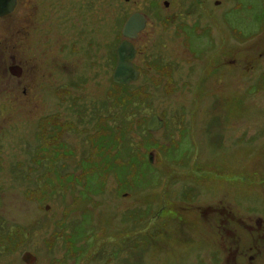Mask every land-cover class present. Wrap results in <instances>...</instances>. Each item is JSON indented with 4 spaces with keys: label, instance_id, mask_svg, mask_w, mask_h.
<instances>
[{
    "label": "rangeland",
    "instance_id": "1",
    "mask_svg": "<svg viewBox=\"0 0 264 264\" xmlns=\"http://www.w3.org/2000/svg\"><path fill=\"white\" fill-rule=\"evenodd\" d=\"M52 1L37 22L66 65L27 94L0 58V264H264V0ZM132 11L143 71L118 83Z\"/></svg>",
    "mask_w": 264,
    "mask_h": 264
},
{
    "label": "flooded vegetation",
    "instance_id": "2",
    "mask_svg": "<svg viewBox=\"0 0 264 264\" xmlns=\"http://www.w3.org/2000/svg\"><path fill=\"white\" fill-rule=\"evenodd\" d=\"M197 1H199V0H197ZM155 2H158V1H155ZM83 3H85V2H83ZM165 3H166V6H169L168 0ZM196 3H198V2H196ZM215 3H219V0H215ZM55 5H56V2L52 1V0H15L13 8L9 12H7L3 15H0V45H3V47L0 48V58L9 57V59H10V62H6V65H4L5 66L4 67V73L5 74L8 73V76L10 78L14 77V76H16V77L18 76L17 78L20 80V82L23 83V86H24L23 92L24 93L31 94V91L34 90L33 86H35V83H36L35 80L37 81L39 78V76L37 75V71H38L37 68H39L38 63L43 64V66L46 68H47V66H49V64H52V68H54L56 70L63 68L66 65V64L60 63L56 59H55V61H52L54 59L53 57H55L53 49H52L53 46L51 45V48H49V45H50L49 38H47L45 36L46 39L45 38L43 39L44 36L41 33L42 30L49 29L50 27H48L46 23L41 24V23L37 22V18H38L39 14H41V16L39 18L48 19L52 13L51 9ZM46 7L48 8V11H45ZM69 7H71V5L67 6V8H69ZM156 8L158 9L157 11L159 13V6ZM17 12H19V13H17ZM133 12H135V11H132V12L128 13L126 16L122 17V22H121L122 24L120 27L121 37L118 40V42L116 43V47H117L118 43L123 39H127V40L132 42V40L135 39L146 28V26L148 24V21L146 20L145 27L137 33L136 37H134V38L125 37L122 33V27H123L124 22L127 19V17ZM197 13H199V12H197ZM143 14L146 16L145 13H143ZM173 16H176V14L171 13V14L167 15L166 19L173 17ZM199 16H201V13L199 14ZM100 17H96V19L94 18L93 25L96 24L97 19L100 20ZM146 19H147V16H146ZM177 19L178 18H176L175 20H177ZM88 21H90V20L88 19ZM163 21H165V20H163ZM194 21L197 22L198 18ZM38 25H40V26H38ZM262 36L264 37V33L262 34ZM52 41H54V40L51 37V42ZM132 44H133V42H132ZM56 45H58V43H56ZM133 46H134V44H133ZM16 47H19V50H20V56L18 59L16 58L18 55H17L16 51L14 50ZM92 47H94L93 52L94 53L97 52V45H95L94 39H93V43H92V38L90 37L89 42H87V48L90 49ZM116 47H115V51H114L115 65H116ZM260 47H261V51H259V52H260V54H263L264 53V39H263V43L260 44ZM56 51L58 53L61 52L62 54H69L70 51L74 52L75 51L74 48L71 49V39L69 41L65 40L64 43H62L61 45H58ZM67 51H69V53H67ZM250 51H253V50H249V52ZM47 52L49 53L50 59L52 62L42 61V59H41V63H40L39 58L40 57L41 58H47L46 55H42V54H46ZM89 52L91 53V50ZM98 52L100 53V55H102L101 49H99ZM136 52H137V50H136ZM84 53H87V51H85ZM94 53H92V55H94ZM135 55H136V53H135ZM156 56H157L156 58L161 57V56H159V54H157ZM252 58L256 62V60H257L256 56L252 55ZM67 60H68V58H67V56H65V58L62 60V62H66ZM156 60L157 59H155V61ZM132 62L134 63L133 60H132ZM148 62L149 61H146L147 64H148ZM161 63L167 64V66H169L171 68V64L163 61L162 59H161ZM115 65H114V67H115ZM149 65H150V67H153V66L155 67V65H151V64H149ZM134 66H137V68L140 71H143V68L140 67L139 65H136L134 63ZM262 72H261V74L264 76V69L262 70ZM57 74H58V76L60 75L58 72H57ZM63 75H66L65 72ZM159 77H161V75ZM62 84H65L64 85L65 87H68V86L71 87V81H69V78H67V81L63 82ZM44 86H47L46 83H43L41 88ZM261 89L264 90V82L261 83Z\"/></svg>",
    "mask_w": 264,
    "mask_h": 264
},
{
    "label": "water",
    "instance_id": "3",
    "mask_svg": "<svg viewBox=\"0 0 264 264\" xmlns=\"http://www.w3.org/2000/svg\"><path fill=\"white\" fill-rule=\"evenodd\" d=\"M15 0H0V15L9 12L14 6ZM146 16L135 11L131 13L124 22L122 33L127 38H134L146 25ZM136 49L132 42L123 39L116 48V65L113 70L112 79L118 83H127L136 79L139 75V70L133 65ZM163 124V119L158 115H153L147 122L148 130H155ZM22 258L27 263H34L36 255L30 250H24Z\"/></svg>",
    "mask_w": 264,
    "mask_h": 264
},
{
    "label": "trees",
    "instance_id": "4",
    "mask_svg": "<svg viewBox=\"0 0 264 264\" xmlns=\"http://www.w3.org/2000/svg\"><path fill=\"white\" fill-rule=\"evenodd\" d=\"M114 62H115V55H114ZM149 64H151V65H155V67L157 68V69H159V71H160V75H161V78L168 72L167 71V69L168 68H170L169 66H167V64H164V63H161V61L160 60H156L155 61V63L153 62V63H149L148 62V65ZM133 157H134V155H133ZM133 157L129 160V162H131V160H133ZM107 159V158H106ZM109 161V160H108ZM107 160L105 161V163H107V165H109L110 163L108 162ZM133 164H135L136 166H139L138 165V163L136 162V161H133ZM103 166H106V165H103ZM120 170V169H119ZM117 170V175H118V173L119 172H122V170ZM90 180H92V179H90ZM120 180V179H119ZM121 181V184H122V180H120ZM89 184H91V182L89 181ZM88 184V185H89Z\"/></svg>",
    "mask_w": 264,
    "mask_h": 264
}]
</instances>
